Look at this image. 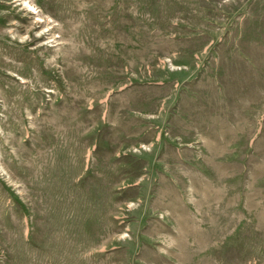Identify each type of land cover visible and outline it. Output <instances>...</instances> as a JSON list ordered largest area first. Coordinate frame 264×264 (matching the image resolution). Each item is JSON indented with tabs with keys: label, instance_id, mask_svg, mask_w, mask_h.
<instances>
[{
	"label": "rangeland",
	"instance_id": "rangeland-1",
	"mask_svg": "<svg viewBox=\"0 0 264 264\" xmlns=\"http://www.w3.org/2000/svg\"><path fill=\"white\" fill-rule=\"evenodd\" d=\"M0 264H264V0H0Z\"/></svg>",
	"mask_w": 264,
	"mask_h": 264
},
{
	"label": "bare ground",
	"instance_id": "bare-ground-1",
	"mask_svg": "<svg viewBox=\"0 0 264 264\" xmlns=\"http://www.w3.org/2000/svg\"><path fill=\"white\" fill-rule=\"evenodd\" d=\"M28 5V4H27Z\"/></svg>",
	"mask_w": 264,
	"mask_h": 264
}]
</instances>
